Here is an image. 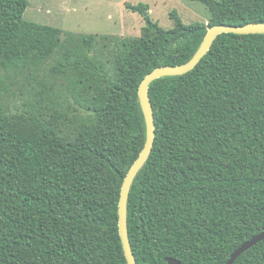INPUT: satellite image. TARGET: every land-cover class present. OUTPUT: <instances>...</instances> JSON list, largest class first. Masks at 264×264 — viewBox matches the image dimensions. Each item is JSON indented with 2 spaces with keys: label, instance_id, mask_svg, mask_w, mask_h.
Segmentation results:
<instances>
[{
  "label": "trees",
  "instance_id": "obj_1",
  "mask_svg": "<svg viewBox=\"0 0 264 264\" xmlns=\"http://www.w3.org/2000/svg\"><path fill=\"white\" fill-rule=\"evenodd\" d=\"M208 22L145 25L121 37L111 69L97 35L24 21L30 0H0V264H128L119 234L124 178L146 123L139 86L156 67L187 62L218 24L264 22V0H199ZM107 37H104V40ZM114 40V39H111ZM54 58L53 77H38ZM28 87L9 111L12 86ZM152 153L128 201L138 264H226L264 232V33H223L196 67L153 81ZM233 264H264V240Z\"/></svg>",
  "mask_w": 264,
  "mask_h": 264
},
{
  "label": "rangeland",
  "instance_id": "obj_2",
  "mask_svg": "<svg viewBox=\"0 0 264 264\" xmlns=\"http://www.w3.org/2000/svg\"><path fill=\"white\" fill-rule=\"evenodd\" d=\"M141 2L149 4L151 18L167 29L175 24L170 16L173 10L178 11L186 24L208 22L210 17L209 9L199 0H30L22 20L58 27L63 31V38L66 35H97L99 43L93 54L111 69V50L119 43L118 39L141 34L144 18L126 7L127 3ZM53 63L54 58L44 65L38 77L61 85L58 89L67 83L53 77ZM19 84H14L12 92L6 95L5 105L9 111L19 109L28 98V87L21 89Z\"/></svg>",
  "mask_w": 264,
  "mask_h": 264
},
{
  "label": "water",
  "instance_id": "obj_3",
  "mask_svg": "<svg viewBox=\"0 0 264 264\" xmlns=\"http://www.w3.org/2000/svg\"><path fill=\"white\" fill-rule=\"evenodd\" d=\"M223 33H235V34H252V33H264V22L247 23L245 25H226L218 24L210 27L207 30L206 35L203 38L202 43L195 52V54L185 63L177 65H164L156 67L153 71L148 73L142 80L138 97L141 104V108L144 114L146 123V139L145 144L135 159L131 167L129 168L122 187L120 189L119 208H118V225L119 234L122 241V247L128 264H138L134 255L133 249L130 246L129 230H128V201L130 195V189L141 169L148 161L156 139V121L153 111V106L149 97V87L153 81L165 76H177L184 75L193 70L201 59L209 52L216 38ZM264 240V232L260 233L250 240L244 242L233 251L226 264H233L235 260L250 247L255 246L260 241ZM168 264H183L178 259L168 257L166 258Z\"/></svg>",
  "mask_w": 264,
  "mask_h": 264
}]
</instances>
